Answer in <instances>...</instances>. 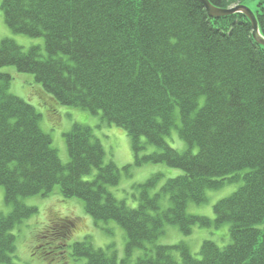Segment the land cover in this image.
I'll list each match as a JSON object with an SVG mask.
<instances>
[{
    "label": "trees",
    "instance_id": "1",
    "mask_svg": "<svg viewBox=\"0 0 264 264\" xmlns=\"http://www.w3.org/2000/svg\"><path fill=\"white\" fill-rule=\"evenodd\" d=\"M209 1L221 8L245 4ZM1 9L12 31L45 39V54L40 45L25 49L4 38L0 69L12 65L33 74L56 105L101 113L125 129L135 165L165 163L184 172L151 196L155 175L142 184L139 206H128L109 190L119 184L120 170L105 163L92 128L76 123L65 134L64 164L41 128L42 115L10 92L12 75L0 70V186L12 207L0 216V264H15L13 229L38 211L23 199L56 187L83 200L97 223L114 220L125 230L122 264H264V46L253 38L246 14L211 17L199 0H2ZM255 13L264 37V0ZM173 127L186 150L168 143ZM148 144L157 150L143 154ZM240 172L244 183L214 205V220L188 213L190 201H207L208 190L237 180ZM162 194L171 201L164 211ZM224 223L231 225L232 242L221 247L206 240L200 256L183 243H156L166 224L190 234L195 225ZM75 228L68 217L50 219L36 252L47 256L46 245L54 248L50 238L65 246ZM72 248L86 264L118 263L87 241ZM136 250L143 254L131 263Z\"/></svg>",
    "mask_w": 264,
    "mask_h": 264
},
{
    "label": "rangeland",
    "instance_id": "2",
    "mask_svg": "<svg viewBox=\"0 0 264 264\" xmlns=\"http://www.w3.org/2000/svg\"><path fill=\"white\" fill-rule=\"evenodd\" d=\"M244 2L251 10L256 11L258 0H245ZM1 3L2 0H0V41L4 38H12L25 49L40 45L45 54V39L43 37L36 38L15 33L8 27L1 9ZM0 70L12 75L10 92L31 103L42 115L41 128L51 136L52 145L57 149L64 164L69 162L65 134L76 123L92 128L94 137L99 139L104 147L105 163L113 162L120 170L119 184L109 186V190L118 200L125 201L128 206L132 208L139 206L141 193L144 190L142 184L155 175H159V179L153 187L147 189L151 196L160 193L170 178L183 174L182 169L170 167L165 163L135 165L131 138L125 129L110 124L101 113L93 114L74 106L56 105L52 97L44 91L42 84L36 81L33 74L20 72L12 65L4 66ZM52 107L55 111H52ZM177 123L179 124V122ZM166 139L172 147L179 151L188 148L185 141L179 136L177 127L172 128ZM156 150L155 146L148 144L143 154H149ZM194 151L196 152L197 148H194ZM126 167L128 168L126 169ZM96 172L95 170L94 174ZM242 176L243 172H240V177L237 180L227 181L219 189L208 190L207 201L203 203L190 201L187 207L188 213L203 215L214 220V205L220 199L230 196L244 183ZM85 179L91 180L93 176L88 175ZM4 196L5 188L0 186V216L7 215L12 210V207L5 203ZM23 201L28 205L36 206L38 211L13 229V233L17 237L15 264H86L87 259L85 257L73 255L72 246L75 242L80 241H87L94 249H103L108 255L114 254L117 264H122L121 261L126 257L127 236L125 230L116 221L109 220L97 223L86 212L83 200L65 197L60 192L59 187H56L47 196L27 197ZM170 205L169 196L162 194L160 210L164 211ZM59 217H68L74 221L76 228L73 234L64 242L66 243L65 246H61L58 241L50 240L51 238L47 240V243L54 247L50 249L49 245H46V249L49 251L47 256L37 253L35 245L40 240L39 234L50 219ZM230 226V223L210 227L195 225L190 234H184L179 226L166 224L165 233L156 240V243L161 245L183 243L190 248L192 253L200 256V248L206 240L214 241L221 247L229 245L232 242ZM58 246L60 248H57ZM54 249L61 251L55 254ZM142 254L143 252L140 250L134 251L129 257L130 262L134 263ZM176 257L181 260L179 254H176Z\"/></svg>",
    "mask_w": 264,
    "mask_h": 264
},
{
    "label": "water",
    "instance_id": "3",
    "mask_svg": "<svg viewBox=\"0 0 264 264\" xmlns=\"http://www.w3.org/2000/svg\"><path fill=\"white\" fill-rule=\"evenodd\" d=\"M199 1L204 5L208 14L211 17H221V16L232 15L235 13L246 14L252 24L253 38L260 45L264 46V37L261 35L260 30H259V24H258L256 13L253 10H251L248 6H246L245 4L239 3L229 8H221V7L214 6L209 0H199Z\"/></svg>",
    "mask_w": 264,
    "mask_h": 264
}]
</instances>
